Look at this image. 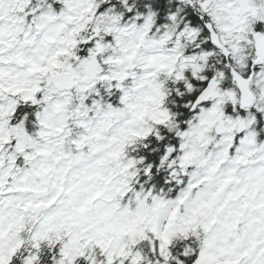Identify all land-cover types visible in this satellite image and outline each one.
<instances>
[{
	"label": "snow or ice",
	"instance_id": "snow-or-ice-1",
	"mask_svg": "<svg viewBox=\"0 0 264 264\" xmlns=\"http://www.w3.org/2000/svg\"><path fill=\"white\" fill-rule=\"evenodd\" d=\"M0 264H264V0H0Z\"/></svg>",
	"mask_w": 264,
	"mask_h": 264
}]
</instances>
